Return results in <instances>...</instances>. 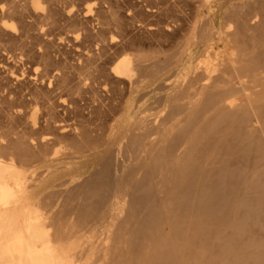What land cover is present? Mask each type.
I'll list each match as a JSON object with an SVG mask.
<instances>
[{
    "label": "bare ground",
    "instance_id": "1",
    "mask_svg": "<svg viewBox=\"0 0 264 264\" xmlns=\"http://www.w3.org/2000/svg\"><path fill=\"white\" fill-rule=\"evenodd\" d=\"M131 1L0 0V264H199L217 220L264 227V0Z\"/></svg>",
    "mask_w": 264,
    "mask_h": 264
},
{
    "label": "rangeland",
    "instance_id": "2",
    "mask_svg": "<svg viewBox=\"0 0 264 264\" xmlns=\"http://www.w3.org/2000/svg\"><path fill=\"white\" fill-rule=\"evenodd\" d=\"M116 2H117V4H118V6H120V9H119V7H118V13H120L121 15H123V17L125 16V14H126V12H127V7L129 6L128 5V2H130L131 0H127V2H124V0H115ZM126 1V0H125ZM137 2L138 3V1L137 0H132L131 2ZM177 1H179V5H178V2H176V0L174 1V4L177 6V8L180 6V7H182L183 8V11H184V9H185V13H187V12H189L188 10L190 9L189 7H187L188 8V10H187V8H185V6L186 5H184V4H182L184 1H186V0H184V1H182V3H180L181 1L180 0H177ZM187 2V1H186ZM188 2H190V0H188ZM139 5H142V3H139ZM174 5V6H175ZM142 7H143V5H142ZM179 7V9L178 10H181V8ZM176 8V9H177ZM121 11V12H120ZM184 13V12H183ZM141 19V20H140ZM153 19V20H152ZM139 22V23H138ZM147 22H154V18L153 17H146L145 15H139V16H137L136 17V20H134L133 22H132V24H130V25H128L129 26V30L131 31L130 33L132 34V35H134L135 37H137V38H143V41L145 42V43H148V42H150V41H152L153 40V42L158 38V37H153V35H151V36H148V35H146L145 34V32H144V30H142L143 29V27H142V25L144 24V23H147ZM92 23V24H91ZM87 27L86 28H88V30L89 29H91L90 31H92V29H93V31H94V29H96V27L94 28V26H96L95 25V23L94 22H92V21H90L89 23H87ZM91 25V26H90ZM93 25V26H92ZM90 27V28H89ZM93 27V28H92ZM128 29V28H127ZM115 32L114 33H116V37H120L119 36V32H116V30H114ZM118 33V34H117ZM112 34V35H111ZM111 34H108V35H106L105 37L107 38V36H108V38H109V36L111 35V36H113V35H115V34H113V32H111ZM151 38V39H150ZM175 42V41H174ZM69 43L70 42H64V45H65V47L68 45V48H69ZM62 45V44H61ZM61 45H60V47L59 46H56V47H54L53 48V52H52V54L54 55H59L58 53L56 54L55 52H56V50H57V48L59 47L61 50H60V52L59 53H61V51H62V49H64L65 47L64 46H62L61 47ZM70 49L69 50H67V49H64L63 50V53H61L63 56H66L67 55V57H69V55H68V53L70 54V52H71V50H72V48H73V46H72V44L70 43ZM72 47V48H71ZM58 48V49H59ZM56 49V50H55ZM112 50H113V48H111ZM111 49L109 50L108 48L106 49L108 52H106L108 55H106V54H104L103 53V56L102 57H104V58H106L107 56L109 57V53L111 52ZM174 50V45H173V41H169V42H166V41H164L163 42V46H162V48H161V53H159V54H157V56H158V58L159 59H161V60H163V58H164V54H169V53H171L172 51ZM69 51V52H68ZM74 48H73V50H72V52H71V55H73L74 56ZM114 51V50H113ZM67 54H66V53ZM146 52H149L148 51V49H146ZM64 53H65V55H64ZM73 53V54H72ZM164 53V54H163ZM111 54H112V52H111ZM114 54V53H113ZM160 54H162V55H160ZM70 55V57H69V59H71L72 60V58H74L73 56H71ZM160 55V56H159ZM112 55H110V57H111ZM8 56L6 55V57H5V55H4V61H7V63H9V62H13L12 60H14V62L12 63V65H16V63H15V59H17L16 60V62H17V65H16V68L18 69V68H20L21 66H22V68H23V66H24V69L22 70L21 68H20V72H29V73H32V71H33V68H34V63L32 64V63H30V62H28L27 61V59H25V57L26 56H24V57H22L21 58V60H20V58H14V57H10V58H7ZM102 57H101V59H102ZM107 57V58H108ZM103 58V59H104ZM11 60V61H10ZM22 60H26V61H24L22 64H21V61ZM105 60V59H104ZM19 63H20V65H19ZM27 65L26 66V69H25V64ZM10 64V63H9ZM14 65V66H15ZM18 65H19V67H18ZM33 66V67H32ZM0 81L2 80L1 78L4 76V74H5V76H6V73H5V69L2 67V66H0ZM40 68V67H39ZM4 72V73H3ZM18 72H19V69H18ZM3 73V74H2ZM4 81V80H3ZM156 81H158V80H156ZM156 81H154V83L153 84H155L156 83ZM1 93H2V91H1ZM66 97V96H65ZM68 97V96H67ZM81 102H83V103H85L83 100L81 101ZM88 102V101H87ZM243 188V189H242ZM243 190H244V192H243ZM256 190V193H258V189H255ZM242 191V192H241ZM240 192V193H239ZM249 192H251V194L249 193ZM246 194V195H252L253 196V194L254 195H256V193H254V188H253V190L251 189V188H246L245 189V187L244 186H239V188H237V198H240L243 194ZM251 196V197H252ZM247 197H249V196H247ZM254 197V196H253ZM238 214H239V216H238ZM231 217H233V219L235 218V219H239L238 220V225H240V226H242V231H241V234L239 235V238L236 240V242H235V240L232 242V236L230 235V234H232V232L234 231V228L231 226V224H232V220L233 219H230V220H228V219H223V221H221L220 223L218 222L219 220H217V222L216 223H214V225H210L208 228H212L213 229V232H212V234L210 235V236H205L204 234H202V236H201V242H202V244L203 245H206V242L208 243V245L209 246H207L206 245V251L204 252V251H202L203 253H201V259H200V262H199V264H226V263H231V264H246V262H247V259H248V257H251V256H257L256 254H259V263L258 264H264V249H263V247H264V227H263V225H262V223H260V221L258 222V224H256V222L255 221H253V219L252 220H246L244 217H242L241 215H240V212L238 211V212H236L235 211V213H234V215H231ZM238 217V218H237ZM242 218H244L246 221H244V219H242ZM242 219V220H241ZM243 222V224H241L242 222ZM256 221H257V219H256ZM245 224V225H244ZM258 225V226H257ZM260 225H261V227H263V228H261L260 227ZM232 227V228H231ZM216 230V231H215ZM232 230V231H231ZM218 231V232H217ZM214 234H215V236H214ZM223 235V236H222ZM229 235V236H228ZM212 236V237H211ZM217 236V237H216ZM207 237V238H206ZM231 237V238H230ZM212 238H214V239H212ZM225 238V239H224ZM228 238V239H227ZM231 240H230V239ZM211 239H212V242H211ZM203 240V241H202ZM205 240V241H204ZM220 240H222V241H224V242H222V243H226V240H230L232 243L230 244L228 241H227V248H224V250L223 251H221V253L218 255V253L219 252H217L218 251V249H219V245H220V243H219V241ZM218 243V244H215V243ZM256 243V245H254ZM257 246V248H255ZM208 247H209V249H208ZM262 247V248H261ZM211 248V249H210ZM259 248H260V250H259ZM215 249H216V251H215ZM263 249V250H262ZM214 250V251H213ZM258 250V252L256 253V251ZM213 251V252H212ZM225 251V252H224ZM224 253V254H223ZM252 253V254H251ZM210 254V255H209ZM214 256H213V255ZM230 254V255H229ZM255 254V255H254ZM234 255V256H233ZM211 256V257H210ZM219 256V257H218ZM236 256V257H235ZM247 256V257H246ZM206 257V260L204 259ZM208 257V258H207ZM215 257V258H214ZM217 257V258H216ZM228 257V259H226ZM247 258V259H246ZM263 258V259H262ZM231 259V260H230ZM227 260V261H226ZM245 260H246V262H245ZM209 261V262H208ZM211 261H212V263H211ZM225 261V262H224ZM206 262V263H205ZM249 262V261H248ZM247 262V263H248ZM248 264H250V263H248Z\"/></svg>",
    "mask_w": 264,
    "mask_h": 264
},
{
    "label": "snow or ice",
    "instance_id": "3",
    "mask_svg": "<svg viewBox=\"0 0 264 264\" xmlns=\"http://www.w3.org/2000/svg\"><path fill=\"white\" fill-rule=\"evenodd\" d=\"M34 7H35L36 10L39 11V12H43V11H44V8H43V6L39 3V0H34ZM93 7H94V5H92V4L88 5V8H89V11H90V12H91V9H92ZM73 11H74V9H73ZM69 14H71V13H69ZM6 27H8L12 32H16V31H17V29H16V27H15L14 24H13V25H10V26H7V25H6ZM42 31H43V29H42ZM76 39H77V40L80 39L79 35L76 36ZM113 39H115V37H114ZM37 71H39V69H37Z\"/></svg>",
    "mask_w": 264,
    "mask_h": 264
},
{
    "label": "clouds",
    "instance_id": "4",
    "mask_svg": "<svg viewBox=\"0 0 264 264\" xmlns=\"http://www.w3.org/2000/svg\"><path fill=\"white\" fill-rule=\"evenodd\" d=\"M7 26H10V25H7Z\"/></svg>",
    "mask_w": 264,
    "mask_h": 264
}]
</instances>
